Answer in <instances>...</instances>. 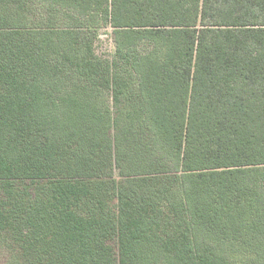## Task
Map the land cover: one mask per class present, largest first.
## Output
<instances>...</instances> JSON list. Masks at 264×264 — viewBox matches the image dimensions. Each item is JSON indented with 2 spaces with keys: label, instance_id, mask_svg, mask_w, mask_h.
<instances>
[{
  "label": "trees",
  "instance_id": "16d2710c",
  "mask_svg": "<svg viewBox=\"0 0 264 264\" xmlns=\"http://www.w3.org/2000/svg\"><path fill=\"white\" fill-rule=\"evenodd\" d=\"M0 249L264 264V0H0Z\"/></svg>",
  "mask_w": 264,
  "mask_h": 264
},
{
  "label": "rangeland",
  "instance_id": "374dc122",
  "mask_svg": "<svg viewBox=\"0 0 264 264\" xmlns=\"http://www.w3.org/2000/svg\"><path fill=\"white\" fill-rule=\"evenodd\" d=\"M109 31L110 30H100L99 33L102 34V33H106V32H109ZM95 49H96V53L99 56H109V55L112 54L113 46H112L111 42L107 38H100V41H98L96 43ZM43 142L44 143H43V145H42V147L40 149V159H39L40 165L41 164H44L45 162L48 161V154H47L48 151H50V155L53 156V154H54V151L52 149H49V142H48V140L47 141H43ZM36 172L37 171L35 170V174H36ZM29 181H32V180H29ZM44 183H45L44 178H42L40 181H38V182L36 181V183L33 184V185H28V184L24 183V186L26 187L27 192L30 193L35 188V186H37V185L44 187L45 186ZM19 189H20L19 186H14V189H13L14 194H16V193L19 194L20 193V190ZM13 196H15V195H13ZM19 196L24 197L23 199L27 202L26 195L25 196L24 195H19ZM7 240L9 241V243L11 244V246L17 245V244L19 245V242L22 241V240L15 241V238H12L10 236L8 237ZM15 256H16V252H15ZM7 257H8L7 256V253L4 250H1L0 249V264H3L4 263V260H6Z\"/></svg>",
  "mask_w": 264,
  "mask_h": 264
}]
</instances>
